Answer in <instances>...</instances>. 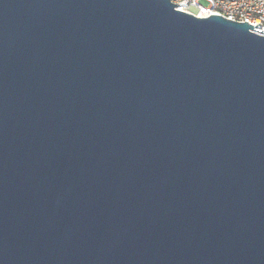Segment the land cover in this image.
Instances as JSON below:
<instances>
[{
  "label": "water",
  "instance_id": "1",
  "mask_svg": "<svg viewBox=\"0 0 264 264\" xmlns=\"http://www.w3.org/2000/svg\"><path fill=\"white\" fill-rule=\"evenodd\" d=\"M180 4L0 0V264H264V29Z\"/></svg>",
  "mask_w": 264,
  "mask_h": 264
},
{
  "label": "built area",
  "instance_id": "2",
  "mask_svg": "<svg viewBox=\"0 0 264 264\" xmlns=\"http://www.w3.org/2000/svg\"><path fill=\"white\" fill-rule=\"evenodd\" d=\"M174 3L186 1L177 5V8L192 12L199 16H207L215 13L226 18L244 21L252 24L253 28L264 29V0H171ZM260 22V26L254 24ZM253 30V29H252ZM255 31V30H253ZM260 33L258 31H255ZM263 34L264 33H260Z\"/></svg>",
  "mask_w": 264,
  "mask_h": 264
},
{
  "label": "rangeland",
  "instance_id": "3",
  "mask_svg": "<svg viewBox=\"0 0 264 264\" xmlns=\"http://www.w3.org/2000/svg\"><path fill=\"white\" fill-rule=\"evenodd\" d=\"M204 1V0H201V2Z\"/></svg>",
  "mask_w": 264,
  "mask_h": 264
}]
</instances>
